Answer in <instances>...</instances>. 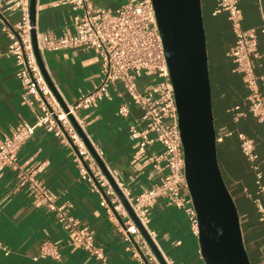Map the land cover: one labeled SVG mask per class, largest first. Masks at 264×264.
<instances>
[{"label":"crops","instance_id":"crops-1","mask_svg":"<svg viewBox=\"0 0 264 264\" xmlns=\"http://www.w3.org/2000/svg\"><path fill=\"white\" fill-rule=\"evenodd\" d=\"M127 1L92 0L96 7L114 10ZM216 0H201L206 36L209 81L211 88L213 122L217 145V158L223 179L235 201L242 237L251 264H264V219L253 202L256 195L254 171L243 155L237 132H243L254 142L256 162L264 183V126L246 110L247 88L241 74L234 70L226 50L234 40V33L226 11L213 13ZM241 26L255 28L259 56L254 59L256 75L264 74V0H238ZM36 35L45 31L61 34L71 25V9L61 0H36ZM9 21L19 14L9 11ZM7 38L0 22V49L7 46ZM44 67L58 94L67 102H74L81 93L93 88L99 78L100 56L95 49L85 47L45 50ZM142 88L146 78H138ZM259 90L264 94V80L258 79ZM121 102L130 104L128 116H120L116 109ZM239 105L243 114L234 119L233 107ZM34 109L22 97V88L16 76V65L11 57L0 55V134L20 120H33ZM85 117V131L102 150L104 164L133 193L148 187L156 178L150 175L151 164L147 154L158 150L153 144L139 155L137 143L131 138L128 125L141 115L139 106L131 103L120 81L109 86V96L98 101L89 110H81ZM230 132V134H227ZM234 152L243 165L236 172L230 167ZM220 159L231 176L226 178ZM17 160L23 165L37 167L36 177L55 194L58 203L70 202L71 213L80 225L94 235L97 244L104 247L105 260L96 259L83 249L67 245L69 232L47 211L44 204L31 197L25 188H15V173L9 168L0 175V262L3 264H140L131 254L132 243L125 240L116 225L107 217L99 204V194L88 183L78 178L72 161V151L49 132L37 127L20 146ZM149 226L157 233V242L167 255L178 253V264H205L200 253L198 237L189 227L182 209L167 206L158 200L152 208ZM181 239L180 244L173 240ZM44 241L59 247L58 257H38ZM168 247V251L166 250ZM170 256V255H169ZM174 259V258H173ZM176 261V260H175Z\"/></svg>","mask_w":264,"mask_h":264},{"label":"built area","instance_id":"built-area-1","mask_svg":"<svg viewBox=\"0 0 264 264\" xmlns=\"http://www.w3.org/2000/svg\"><path fill=\"white\" fill-rule=\"evenodd\" d=\"M61 1L70 6L71 25L61 34L51 31L37 34L38 50L42 56L45 50L75 47L95 49L100 56L98 81L74 102L62 99V103L48 84L35 54L30 0H0V22L8 41L6 48L0 49V55L13 59L22 97L35 112L33 120L17 121L10 127V132L0 134V175L6 168L14 171L15 188H25L31 197L53 213L69 232V247L83 249L96 259L105 260L104 247L96 243L93 233L85 225H80L71 213V203H58L54 192L36 177L37 167L23 165L17 160L20 146L37 127L43 128L71 149L78 178L99 194V204L107 217L116 225L123 238L132 243L131 254L134 259L140 264H162L98 163L96 156L101 158L102 150L86 133L85 117L81 114V110H89L99 100L108 97L109 86L120 81L131 103L141 109L138 120L128 125L139 155L145 154L153 144L158 143L161 148L147 154L151 164L150 175L156 181L136 193L113 173H109L164 262L178 264L162 251L156 239V231L149 226L152 208L158 200H162L167 206L182 209L191 232L198 237V219L185 179L174 89L152 0L127 1L114 10L96 7L92 0ZM222 10L227 12L234 33V40L227 48L226 55L232 59L234 70L241 74L247 88L246 110L264 126V94L257 84L258 79L264 80V74L258 76L253 70L254 59L259 56L256 29L241 26L242 14L238 0H216L213 13ZM9 11H17L19 17L15 21L7 20L5 14ZM260 31L264 33V24L260 26ZM141 76L146 78V82L139 88L137 81ZM239 107L238 104L233 107L236 110L234 119L243 114ZM116 112L120 116H128L130 104L121 102ZM77 127L84 131L95 154ZM237 137L241 152L254 171L256 195L252 199L260 218L264 219V183L256 162L254 142L243 132H237ZM173 243L180 244L181 239H175ZM58 254V245L44 241L38 255L33 258L58 257Z\"/></svg>","mask_w":264,"mask_h":264},{"label":"water","instance_id":"water-1","mask_svg":"<svg viewBox=\"0 0 264 264\" xmlns=\"http://www.w3.org/2000/svg\"><path fill=\"white\" fill-rule=\"evenodd\" d=\"M35 3L36 0H30L29 7L35 54L48 84L62 101L37 47ZM152 3L174 89L185 179L198 219L200 253L205 264H251L243 242L238 210L217 158L201 0H152ZM77 128L95 154L84 131ZM96 158L160 262L166 264L117 189L103 160Z\"/></svg>","mask_w":264,"mask_h":264},{"label":"rangeland","instance_id":"rangeland-1","mask_svg":"<svg viewBox=\"0 0 264 264\" xmlns=\"http://www.w3.org/2000/svg\"><path fill=\"white\" fill-rule=\"evenodd\" d=\"M157 146H158V143H157ZM160 145H159V148L158 150L160 149ZM220 163L222 164V171L223 173L225 174L226 178H229L231 176L230 175H227L226 173H228V170H227V167H226V164L224 163V161L222 159H220ZM242 166L243 165V161L242 159L234 152L233 154V160H231V163H230V167L232 168V170H234V172H236V169H238V166ZM166 250L168 251V247H166ZM175 251H172L169 253V255L174 258V261L177 263V260H178V256H177V252L176 253H173ZM179 255V254H178Z\"/></svg>","mask_w":264,"mask_h":264}]
</instances>
